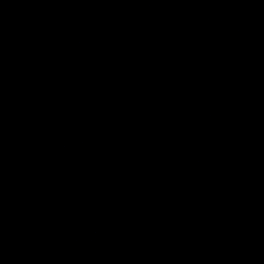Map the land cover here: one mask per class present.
<instances>
[{"label": "water", "instance_id": "95a60500", "mask_svg": "<svg viewBox=\"0 0 264 264\" xmlns=\"http://www.w3.org/2000/svg\"><path fill=\"white\" fill-rule=\"evenodd\" d=\"M0 264H264V0H0Z\"/></svg>", "mask_w": 264, "mask_h": 264}]
</instances>
